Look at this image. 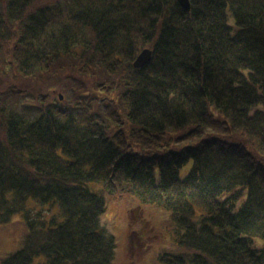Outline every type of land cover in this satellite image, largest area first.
Wrapping results in <instances>:
<instances>
[{
	"label": "trees",
	"instance_id": "16d2710c",
	"mask_svg": "<svg viewBox=\"0 0 264 264\" xmlns=\"http://www.w3.org/2000/svg\"><path fill=\"white\" fill-rule=\"evenodd\" d=\"M190 1L0 0V223L29 228L0 264H111L90 182L168 210L164 264H264V0Z\"/></svg>",
	"mask_w": 264,
	"mask_h": 264
},
{
	"label": "rangeland",
	"instance_id": "374dc122",
	"mask_svg": "<svg viewBox=\"0 0 264 264\" xmlns=\"http://www.w3.org/2000/svg\"><path fill=\"white\" fill-rule=\"evenodd\" d=\"M1 79H4L2 76ZM191 163L180 169L184 176ZM88 186L106 197L105 211L100 214L99 228L115 238V253L111 264H164L160 261L165 252L181 251L179 238L181 230L169 217L168 210L157 203H147L136 194L122 197L106 193L101 183L90 182ZM27 209L32 216L41 214L49 219L52 216L61 219V205L58 201L41 204L30 198ZM137 230L141 237L140 245L135 250L130 248L132 230ZM27 219L23 213H17L8 223H0V263L11 253L19 250L28 234ZM43 255L36 256L32 264H45Z\"/></svg>",
	"mask_w": 264,
	"mask_h": 264
},
{
	"label": "water",
	"instance_id": "95a60500",
	"mask_svg": "<svg viewBox=\"0 0 264 264\" xmlns=\"http://www.w3.org/2000/svg\"><path fill=\"white\" fill-rule=\"evenodd\" d=\"M178 1L182 5V7H184L186 10H188V11L191 10V1L190 0H178ZM152 56H153V50L149 47H146L139 53V55L137 56V58L133 62V65L136 68L143 67L152 59Z\"/></svg>",
	"mask_w": 264,
	"mask_h": 264
}]
</instances>
